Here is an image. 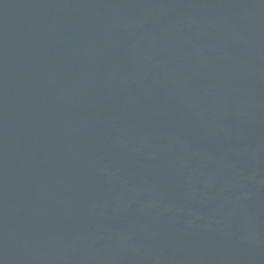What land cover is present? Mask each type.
Instances as JSON below:
<instances>
[{
	"label": "water",
	"instance_id": "95a60500",
	"mask_svg": "<svg viewBox=\"0 0 264 264\" xmlns=\"http://www.w3.org/2000/svg\"><path fill=\"white\" fill-rule=\"evenodd\" d=\"M0 264H264V0H0Z\"/></svg>",
	"mask_w": 264,
	"mask_h": 264
}]
</instances>
